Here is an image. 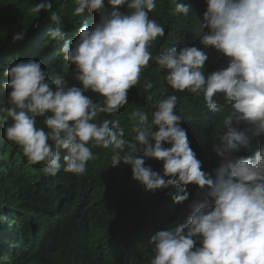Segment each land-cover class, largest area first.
I'll list each match as a JSON object with an SVG mask.
<instances>
[{
	"label": "clouds",
	"instance_id": "9594fccd",
	"mask_svg": "<svg viewBox=\"0 0 264 264\" xmlns=\"http://www.w3.org/2000/svg\"><path fill=\"white\" fill-rule=\"evenodd\" d=\"M106 2L110 10L105 0H75L74 17L87 10L99 20L91 26L85 23L78 37L61 49L82 87L69 86L64 76L49 79L41 63L31 58L5 71L9 79L4 87L10 89L8 107L0 109L5 139L20 148L28 164L42 163L48 176H56L61 168L83 175L88 162L96 159L92 148L111 146V166L129 165L132 179L147 191L198 186L184 221L151 237L149 264H264V144L254 157L234 155L251 151L253 141L264 134V0H206L200 27L208 31L198 34L200 43L228 58L226 67L210 74H205L207 52L195 46L152 54L157 38L165 35L164 27L149 16L156 0ZM173 3L175 12L189 15L190 3ZM50 9L51 4L41 0L31 12ZM52 19L59 22L61 16L53 12ZM61 28L58 23L51 31L53 40L62 37ZM23 36L22 31L13 41ZM150 61L157 72H165L171 89L203 96L212 113L224 111L216 99L223 95L227 110L218 143L213 144L221 163L211 174L202 170L190 147L174 94L155 101L151 121L141 108L131 111V140L125 139L119 120L97 121L101 114L115 115L128 104L129 90L141 82ZM152 88L145 80V91ZM89 91L102 102L84 95ZM154 97L150 93L146 99ZM38 117L44 127L37 126ZM145 158L162 161V174L145 166ZM173 200L183 204L189 194L185 191Z\"/></svg>",
	"mask_w": 264,
	"mask_h": 264
},
{
	"label": "trees",
	"instance_id": "16d2710c",
	"mask_svg": "<svg viewBox=\"0 0 264 264\" xmlns=\"http://www.w3.org/2000/svg\"><path fill=\"white\" fill-rule=\"evenodd\" d=\"M39 2L0 0V109L8 107L10 89L4 87L9 79L5 71L30 58L41 63L49 79L64 76L69 86L82 87L74 79V65L63 60L61 49L65 42L78 37L85 23L91 26L98 22L99 16L85 10L74 17L75 0H47L51 9L33 14L31 8ZM176 2L192 5L187 17L175 12L173 0H156V10L149 14L165 29V35L154 43L152 54L173 46L178 50L195 46L207 52L205 74L226 67L227 57L212 47L205 49L200 43L198 34L208 31L200 27L206 0ZM105 7L110 10L106 0ZM120 10L126 12V6ZM53 12L61 16V21L52 19ZM58 23L63 35L53 40L50 33ZM22 31L23 38L13 41V36ZM157 67L150 61L141 74V82L129 90L128 104L115 115L101 114L97 121L119 120L125 128V139L131 140L135 135L129 120L131 111L139 107L148 112L151 121L155 101L174 94L178 97L175 111L184 116L181 127L186 130L190 147L201 161L202 170L211 174L221 163L213 144L218 143L215 140L227 110L223 95L216 99L224 111L212 113L203 96L171 89L164 81L165 72H157ZM145 80L153 83L151 90L145 91ZM150 93H155L153 101L146 99ZM84 95L94 103L102 102L101 97L90 91ZM37 126L44 127L42 117L37 118ZM5 127L0 120V264H149L151 237L174 227L178 221L183 222L189 211L187 205L200 192L194 184L185 189L169 186L154 192L145 190L132 179L129 165L121 162L111 166V146L92 148L96 159L88 162L83 175L61 168L56 176H48L42 172V163L28 164L20 148L5 139ZM261 144L264 134L253 141L251 151L241 150L234 155L254 157ZM145 166L162 174V161L145 158ZM185 191L189 200L175 203L173 197Z\"/></svg>",
	"mask_w": 264,
	"mask_h": 264
}]
</instances>
